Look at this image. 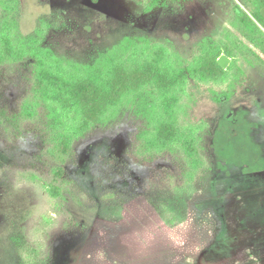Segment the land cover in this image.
<instances>
[{"label":"rangeland","instance_id":"1","mask_svg":"<svg viewBox=\"0 0 264 264\" xmlns=\"http://www.w3.org/2000/svg\"><path fill=\"white\" fill-rule=\"evenodd\" d=\"M19 1L0 43L43 29L57 57L92 64L126 38H148L185 63L203 51L230 63L218 81H190L180 104L196 167L181 148L146 146L138 107L70 156L45 133L43 104L22 119V136L0 113V264H264V0ZM28 75L0 65V108L33 101Z\"/></svg>","mask_w":264,"mask_h":264},{"label":"trees","instance_id":"2","mask_svg":"<svg viewBox=\"0 0 264 264\" xmlns=\"http://www.w3.org/2000/svg\"><path fill=\"white\" fill-rule=\"evenodd\" d=\"M4 1L6 20L1 34L14 30L21 17L19 0ZM45 37L46 31L39 29L35 37L20 40L16 46L6 36L1 38L0 65L12 62L23 71L30 70V75L20 80L30 81L33 101L22 104L19 111L0 108L17 136L23 134L22 119L33 118L43 104L45 133H54L56 153L74 155L76 142L111 122L126 106H133L151 128L138 135L148 148L165 153L178 147L192 166L200 164L195 135L179 126L178 115L190 81L207 83L224 77L226 70L218 64L220 52L203 51L185 63L166 44L126 38L92 64H82L57 57L43 46ZM147 97L155 102L147 104Z\"/></svg>","mask_w":264,"mask_h":264},{"label":"water","instance_id":"3","mask_svg":"<svg viewBox=\"0 0 264 264\" xmlns=\"http://www.w3.org/2000/svg\"><path fill=\"white\" fill-rule=\"evenodd\" d=\"M261 14L264 17V9H262ZM229 63L230 60L225 55L218 60V64L223 70H227Z\"/></svg>","mask_w":264,"mask_h":264}]
</instances>
